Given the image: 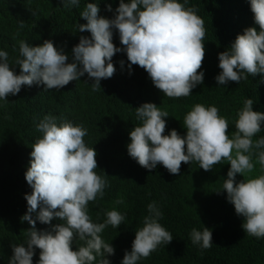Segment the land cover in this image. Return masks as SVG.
<instances>
[{
  "label": "clouds",
  "instance_id": "9594fccd",
  "mask_svg": "<svg viewBox=\"0 0 264 264\" xmlns=\"http://www.w3.org/2000/svg\"><path fill=\"white\" fill-rule=\"evenodd\" d=\"M82 11L86 24H77L79 31L68 55L57 49L50 40L30 46L19 42L22 59L15 72L8 63V53L0 51V104H6L0 118L16 110V100L23 93L37 97L50 95L53 114H47L37 124L42 138L32 146L30 167L25 179L31 194H25L27 212L20 242L6 247L0 264H116L114 251L117 242L99 235L108 225L119 227L125 219L116 210L106 213L104 223H93L87 212L88 202L103 197L107 181L94 170L98 167L96 151L84 142L87 129L59 118L73 116L61 110L68 101L62 98L66 85L87 74L93 81L92 90L101 89L100 81L111 78L115 68L130 62L138 65L150 77L157 92L170 98L186 97L203 83L204 57L210 56L207 41L218 21L204 13L191 0H91ZM259 28H246L243 34L232 35L226 45L212 57L219 59L221 72L215 77L218 85L247 79L244 73L255 76L264 73V0H242ZM197 2H202L197 1ZM62 7L78 6L79 0H62ZM111 3V4H109ZM106 7L105 10H101ZM23 22L20 27L23 28ZM212 59V60H213ZM253 100L246 99L238 112L236 131L228 136V121L219 115L216 106L196 104L184 117L187 130L181 136L175 129L163 135L164 117L154 103L136 108L134 122L127 134L117 141L126 149L122 156H107L111 169L130 177L151 178L169 171L180 172L181 163L193 160L200 168L210 171L222 159L230 169L223 184L227 200L234 205L241 225L249 235L264 237V175L253 179L236 180L254 169L252 149H264V137L253 141L261 131L264 113L253 111ZM58 115V118H55ZM57 119V120H56ZM233 152L235 155H233ZM247 154V155H246ZM257 162L264 168V150L256 153ZM106 175V174H105ZM106 178H109L106 175ZM122 207L129 201H117ZM149 215L143 227L136 231L131 251H125L121 264H137L147 258L161 243L169 244L173 237L159 222L161 212L155 202L148 205ZM193 244L208 249L212 232L192 230ZM27 239V240H26ZM26 240V244L19 245ZM40 249L39 258L35 249Z\"/></svg>",
  "mask_w": 264,
  "mask_h": 264
},
{
  "label": "trees",
  "instance_id": "16d2710c",
  "mask_svg": "<svg viewBox=\"0 0 264 264\" xmlns=\"http://www.w3.org/2000/svg\"><path fill=\"white\" fill-rule=\"evenodd\" d=\"M191 1L198 3L201 10L212 15L218 23L207 41L210 56L204 57L202 68L198 70L204 72L203 83L193 88L190 95L170 98L155 91L143 68L132 65L130 74L129 61L123 68L121 65L115 68L111 78L102 79L101 89L97 91L92 90L93 81L85 74L66 85V91L62 93L68 103L60 109L65 111L72 97L79 94L77 102L80 105L75 110L79 111V116L74 123L87 129L84 142L97 153L98 167L94 171L107 181L103 197L98 195L88 202L91 221L104 223L106 213L111 210L125 217L119 227L108 225L99 234L101 238L117 242L116 264H121L125 251H131L136 231L143 227L144 218L149 215L148 205L153 202L162 214L158 222L171 233L173 240L166 245L161 243L137 264H264V237L257 238L243 230L244 218L236 214L234 205L228 202L227 193L223 191L230 169L226 159L213 165L210 171L203 170L199 162L193 160L182 162L178 175L167 171V174L146 179L120 174L111 169L114 166L107 160L109 152H112L111 156L125 153L126 149L119 146L117 140L127 134L134 122L135 109L143 103H154L161 111H167L168 117L163 118L166 121L163 135L175 129L185 136L184 117L196 104L219 109V115L228 121L229 138L236 131L238 112L246 99L253 100V111L264 113V73L255 76L244 73L247 79H241L239 83L229 81L226 85H218L215 77L221 72L219 59L212 58L233 34L237 37L246 28H259L251 8L242 0ZM88 3L92 1L79 0L78 6L66 8L61 6L64 5L62 0H0V51L8 53L10 68L16 74L20 71L16 60L22 59L19 53L22 40L30 46L50 40L68 55L79 31L77 24L87 23L81 13ZM50 95L37 97L34 93H23L16 100V110L0 118V259L8 245L20 240L25 222L21 217L28 207L24 197L32 191L25 179L24 167H30L32 146L43 135L37 130V124L54 112ZM5 105L0 104V112L4 111ZM262 137L264 121H261V131L252 139L255 142ZM261 150L264 149H252L254 169L243 177L237 174V182L264 175L256 155ZM105 174L112 178L108 180ZM121 200L130 204L122 207L117 203ZM204 227L212 232L213 244L208 249L193 244L190 236L194 228L203 231ZM26 240L19 245L26 244ZM35 254L39 258L40 249L36 248Z\"/></svg>",
  "mask_w": 264,
  "mask_h": 264
},
{
  "label": "bare ground",
  "instance_id": "6f19581e",
  "mask_svg": "<svg viewBox=\"0 0 264 264\" xmlns=\"http://www.w3.org/2000/svg\"><path fill=\"white\" fill-rule=\"evenodd\" d=\"M109 4H111V3H109ZM111 6H112V4H111ZM106 9V7H102V9L101 10H105ZM78 97H79V94H77V95H75V96H73L72 97V102H71V100H70V102H69V108H68V110H67V112H74L75 110H76V107H77V105L79 104L78 102H77V99H78ZM80 105V104H79ZM66 119V121H70V122H72V123H74L75 121H76V119L77 118H74L73 116H68L67 118H65ZM116 172H118V171H116ZM112 178V175L110 176V178H109V180ZM124 250V249H123Z\"/></svg>",
  "mask_w": 264,
  "mask_h": 264
}]
</instances>
